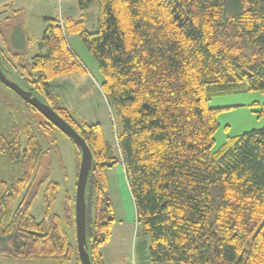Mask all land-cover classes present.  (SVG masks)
Returning <instances> with one entry per match:
<instances>
[{"label":"trees","instance_id":"16d2710c","mask_svg":"<svg viewBox=\"0 0 264 264\" xmlns=\"http://www.w3.org/2000/svg\"><path fill=\"white\" fill-rule=\"evenodd\" d=\"M76 3L80 10L97 4V30H86L81 19L44 17L39 51L15 69L25 89L44 98L91 152L84 193L90 263L104 264L101 247L116 221L108 171L121 164L154 264H264V128L227 137L212 151L223 108L207 103L243 85L264 94V0ZM69 35H78L98 64L101 90L117 115L118 154L100 123L77 124L66 108L50 102L54 79L87 72ZM19 40L0 32L15 59L23 54L12 50ZM0 59L8 77L11 69ZM0 153L21 168L15 181L0 180V255L55 264L76 257L80 263L76 183L63 215L50 213L60 185L48 175L36 182L41 143L33 135L22 141L14 129L0 136ZM39 190L45 213L37 221L30 209Z\"/></svg>","mask_w":264,"mask_h":264},{"label":"rangeland","instance_id":"374dc122","mask_svg":"<svg viewBox=\"0 0 264 264\" xmlns=\"http://www.w3.org/2000/svg\"><path fill=\"white\" fill-rule=\"evenodd\" d=\"M4 9L10 11L5 18H2ZM97 14V4L91 3L85 15L86 30L90 32L97 30ZM69 15L76 19L84 16L83 11L78 9L76 0H0V32L18 35L20 40L12 50L23 53L19 58H13L0 41V50L3 52L0 54L6 66L11 69L8 79L24 87L23 89L26 88L25 81L21 79V74L15 67H18V62L28 61L39 51L38 42L42 35V25H45L43 18L61 20ZM67 40L78 59L86 66L87 72L83 75L73 74L54 79L48 93L50 102L66 108L74 116L77 124L82 121L100 123L105 136L118 154L116 131L119 130V124L113 106L101 90L103 77L99 72L98 64L88 53L78 35H69ZM240 89L242 90L212 96L207 102L209 107L223 108L217 114L219 127L214 134L212 151H216L224 144L227 137L264 128V113L260 112L264 94L259 91H249L246 85L241 86ZM39 99L44 101L40 95ZM14 129L19 130L22 141L28 135H33L41 143L44 155L40 160L36 182L44 175H48L49 179L59 183L60 192L56 201L50 206V213L63 215L65 196L72 195L77 179L78 152L70 138L57 128V130L51 129L49 121L40 112L0 81V136L6 138ZM20 174V164L0 153V180L13 182ZM108 182V194L113 202V213L116 218L114 228L112 227L113 234L111 231L108 242L110 243L108 256L114 254L116 259L114 258L113 264H154L148 253L150 238L142 232L140 226H137L134 203L121 164L109 169ZM18 201L19 199L11 207V212ZM30 212L37 221L43 219L45 209L42 190H39L35 197ZM70 236L73 240L72 235ZM0 264L55 263L0 255ZM65 264L80 263L76 257H73ZM108 264H111V261H108Z\"/></svg>","mask_w":264,"mask_h":264},{"label":"water","instance_id":"95a60500","mask_svg":"<svg viewBox=\"0 0 264 264\" xmlns=\"http://www.w3.org/2000/svg\"><path fill=\"white\" fill-rule=\"evenodd\" d=\"M3 69H5L0 59V81L9 88L16 91L22 99L31 105L34 109L40 112L54 127L63 132L68 138L74 141L80 149V163L76 179L74 210H75V229H76V244L79 260L81 264H91L87 252V242L85 233V210L86 203L84 193L87 183V177L91 168L92 155L83 138L62 119L49 105L42 102L40 99L32 95V92L23 89L14 81L8 79Z\"/></svg>","mask_w":264,"mask_h":264},{"label":"crops","instance_id":"0c3cea01","mask_svg":"<svg viewBox=\"0 0 264 264\" xmlns=\"http://www.w3.org/2000/svg\"><path fill=\"white\" fill-rule=\"evenodd\" d=\"M91 5V4H90ZM90 5L85 9V10H80L79 8V10L80 11H83V15L84 16H82L81 18H78V19H81V20H85L86 18H85V15H86V11L89 9V7H90ZM21 10V9H20ZM10 10H7V9H4V16L2 17V18H5L6 16V14H8V12H9ZM66 17H71V18H74V19H76L75 17H73V16H71V15H69V16H66ZM44 26L45 25H42V29H44ZM85 26H86V24H85ZM43 31V30H42ZM95 31V30H94ZM75 36V35H74ZM67 42H68V40H67ZM69 45V44H68ZM70 47V46H69ZM72 50V49H71ZM73 51V50H72ZM113 228H114V226H113ZM122 232V231H121ZM112 234H113V229H112ZM109 241H110V239H109ZM108 241V242H109ZM108 242L106 243V244H104L103 246H102V248H101V253H102V256H103V261H104V264H108V261H111V264H113V262H114V254H110L109 256H108V250H109V244H108ZM107 250V251H106ZM108 257H109V259H108ZM116 259V258H115Z\"/></svg>","mask_w":264,"mask_h":264}]
</instances>
